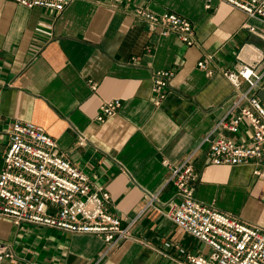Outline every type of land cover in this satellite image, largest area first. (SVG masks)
<instances>
[{"label": "crops", "instance_id": "obj_1", "mask_svg": "<svg viewBox=\"0 0 264 264\" xmlns=\"http://www.w3.org/2000/svg\"><path fill=\"white\" fill-rule=\"evenodd\" d=\"M134 5L187 17L197 43L152 30L130 11ZM41 22L53 23L52 35L39 32ZM239 52L246 60L264 53V21L221 0H74L60 15L0 0V170L13 120L33 121L109 190V210L125 225L147 192H159L161 203L173 195L163 162L196 150L225 114L235 88L222 69L233 67ZM158 69L174 71L160 104L152 80ZM256 93L264 104V80ZM115 98L122 100L118 113L97 120L101 105ZM222 133L238 141L250 136L244 125L237 134ZM207 150L202 144L193 157L196 197L264 227V174L255 173V164H213ZM132 233L107 252L97 234L17 226L0 216V241L10 242L18 257L0 264H188L186 254L211 251L156 207L140 216Z\"/></svg>", "mask_w": 264, "mask_h": 264}, {"label": "built area", "instance_id": "obj_2", "mask_svg": "<svg viewBox=\"0 0 264 264\" xmlns=\"http://www.w3.org/2000/svg\"><path fill=\"white\" fill-rule=\"evenodd\" d=\"M28 8L43 7L60 15L74 0H15ZM104 4L106 0H93ZM112 1V0H110ZM244 11L249 17L264 21V0H221ZM130 11L145 20L162 35L175 34L189 46L197 43L193 22L176 12L156 13L134 5ZM53 23L41 22L39 32L52 35ZM253 29V27H251ZM233 67L223 68L235 94L225 114L204 135L198 148L179 162L164 160L169 170L168 184L174 187L169 200L161 203L159 192H147V201L127 224L109 210L111 194L104 185L93 182L89 173L61 152L55 137L33 122L15 119L9 131V144L0 170V216L12 219L17 226L35 224L72 233L99 235L107 252L133 237L132 227L149 208L160 209L180 228L211 247L209 254H186L188 264H264V227L206 203L196 197L192 182L198 174L193 157L202 144L208 145V160L216 165L255 164V173L264 174V104L256 90L264 80V53L246 60L241 52ZM199 67L213 69L205 61ZM171 69L153 72L156 104L169 93ZM95 88V87H94ZM122 100L104 102L97 120L104 122L118 113ZM250 130L248 140L238 141L222 133ZM86 137L80 134L79 142ZM16 262L18 257L10 242L0 241V261Z\"/></svg>", "mask_w": 264, "mask_h": 264}]
</instances>
